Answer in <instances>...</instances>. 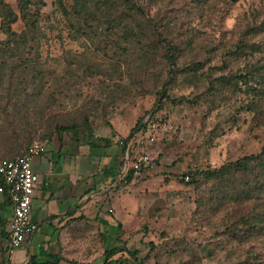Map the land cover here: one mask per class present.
I'll list each match as a JSON object with an SVG mask.
<instances>
[{"label": "rangeland", "instance_id": "374dc122", "mask_svg": "<svg viewBox=\"0 0 264 264\" xmlns=\"http://www.w3.org/2000/svg\"><path fill=\"white\" fill-rule=\"evenodd\" d=\"M33 1L23 20V1L0 0L18 16L0 31V159L59 138L61 124L124 140L152 113L150 168L127 189L120 240L146 264H264V158L207 173L264 150V0H134L144 15L127 0ZM160 34L178 50L158 102L170 69ZM106 232L93 219L66 231L62 264L100 263L116 244Z\"/></svg>", "mask_w": 264, "mask_h": 264}, {"label": "crops", "instance_id": "0c3cea01", "mask_svg": "<svg viewBox=\"0 0 264 264\" xmlns=\"http://www.w3.org/2000/svg\"><path fill=\"white\" fill-rule=\"evenodd\" d=\"M89 136L62 133L45 142V153L33 158L38 181L32 218L39 229L20 247L14 248L10 242L12 202L7 193L0 192V264L62 256L66 231L79 225L81 217L93 219L108 234L112 232L108 240L124 228L131 211L127 189L143 175L125 174L126 146L118 135L103 130ZM114 240L117 244L116 237Z\"/></svg>", "mask_w": 264, "mask_h": 264}, {"label": "built area", "instance_id": "2783aa9c", "mask_svg": "<svg viewBox=\"0 0 264 264\" xmlns=\"http://www.w3.org/2000/svg\"><path fill=\"white\" fill-rule=\"evenodd\" d=\"M156 127L154 118L148 117L145 125L132 137L121 140L126 146L125 174L132 171L135 175L142 176L148 172L151 157L146 151V146L156 140ZM45 151V142L35 139L24 153L0 159V192L9 195L14 211L10 224V242L14 248L20 247L39 229V224L32 218V204L38 181L32 162L35 156H40Z\"/></svg>", "mask_w": 264, "mask_h": 264}, {"label": "trees", "instance_id": "16d2710c", "mask_svg": "<svg viewBox=\"0 0 264 264\" xmlns=\"http://www.w3.org/2000/svg\"><path fill=\"white\" fill-rule=\"evenodd\" d=\"M24 2L22 11V19H26V12L27 11H32L31 7L34 4L33 0H21ZM40 5H42L44 2L43 0H38ZM129 3V9L134 12L136 15L141 14L144 15V10L137 5V3L134 0H127ZM4 3V2H3ZM6 12H0V17H2V22H1V28L0 31L7 32L8 34H13L11 25L15 23L18 19L17 14L10 9L7 5H5ZM33 15L35 18H38L40 13V8L37 6L36 9H34ZM161 40L167 43V57L169 60L170 64V69L168 71V78L165 81L163 87L159 91L160 98L157 99L158 102L161 101V98H168L169 97V86L172 84L173 81V66L175 65V53L177 52L178 48L177 46L168 38L162 37L160 34ZM229 76H220L219 80L222 82H231ZM151 116L153 117L154 115L151 113ZM86 123V122H85ZM145 123H143V119L139 120L137 124L131 129L130 134L128 138L132 137L139 129H141ZM79 124L73 123V124H61L57 126V131L59 133V137L62 136V133L71 131L74 134L76 133L77 128L79 127ZM127 138V139H128ZM39 140L44 141V139L40 136ZM34 141V140H33ZM32 141V142H33ZM31 142V143H32ZM30 146V145H29ZM28 146V147H29ZM28 147L21 153H18L16 155L24 153ZM14 155V156H16ZM12 156V157H14ZM264 158V150L263 152H259L257 154H250L245 157H241L237 159L235 162H232L230 164H224L223 166L219 168H213L207 171L208 173V179H223L226 177L228 173L236 172V171H246L250 170V172L253 170V164L255 163L256 160H262ZM190 174H196V172H189V174H186L188 177H190ZM194 178V176H193ZM81 220H88V218L81 217ZM119 232L116 234V239H117V244L112 246V247H107L103 253L102 256V261L98 264H146V258L147 256L142 257L140 255V250L136 248H131L128 246V240H120L119 237ZM104 238L108 241L109 234L106 232ZM152 251L156 249V246L152 244ZM64 258L60 254H55L50 257L49 260H38L34 259L31 260L29 263L30 264H61V261H63Z\"/></svg>", "mask_w": 264, "mask_h": 264}]
</instances>
